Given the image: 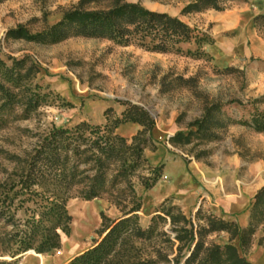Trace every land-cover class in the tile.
I'll use <instances>...</instances> for the list:
<instances>
[{"label": "trees", "instance_id": "1", "mask_svg": "<svg viewBox=\"0 0 264 264\" xmlns=\"http://www.w3.org/2000/svg\"><path fill=\"white\" fill-rule=\"evenodd\" d=\"M6 1L0 0V4ZM248 2L196 0L182 14L220 13L233 4ZM62 14L59 22L41 32L31 34L18 26L9 30L6 38L49 45L85 38L149 53L211 59L204 48L212 46L214 40L207 33L177 17L150 12L138 3L80 0ZM253 23L257 30L264 28V17L257 16ZM39 73L28 57L0 58V131L12 121L29 120L40 108L58 103L48 87L35 82ZM118 103L123 109L119 113L106 109L103 124L82 121L71 127L51 125L35 136L33 149L21 157L9 156L13 168L3 170L5 178L0 179V257L11 261L0 264H17L27 252L42 256L59 251L61 237H68L71 231L73 218L67 204L73 198L85 202L105 199L122 216L112 220L102 215L98 240L70 264H251L246 255L258 228L264 225V187L253 198L245 228L213 216L202 206L193 218H187L179 207L167 206L169 199L156 208L146 227L140 225L143 203L135 182L147 193L163 177L164 164L151 167L145 157V152L157 149L153 140L155 120L142 107ZM232 104L241 105L233 100L206 102L200 117L186 126V132L170 137L168 143L179 149L206 147L219 141L233 125L264 133V111L254 108L248 120H236L223 111ZM128 123L141 129L130 138L118 135L117 129ZM208 154L203 151L195 160ZM221 234L229 237L226 244L211 239Z\"/></svg>", "mask_w": 264, "mask_h": 264}, {"label": "rangeland", "instance_id": "2", "mask_svg": "<svg viewBox=\"0 0 264 264\" xmlns=\"http://www.w3.org/2000/svg\"><path fill=\"white\" fill-rule=\"evenodd\" d=\"M79 1L8 0L0 4V58L6 61L9 57L18 60L28 57L40 69L35 82L48 87L59 99L55 106L42 107L31 119L12 121L0 131V179L5 178L1 173L3 170L10 172L13 168L9 156L21 157L33 149L35 136L51 125L71 127L82 121L103 124L104 111L112 108L115 113H119L123 107L118 102H123L142 107L160 129V134L153 136L156 151L145 152L151 167L164 164L167 156L181 157L187 164L190 160H195V155L208 151L210 154L195 162L206 165L217 174L211 176L215 187L211 189L214 195L211 198L212 204L222 194L220 184L230 182L232 192H238L239 186L247 187V212L250 213L255 194L264 187V133L233 125L222 134L219 141L206 147L189 146L179 149L168 143L170 137L179 131L186 132V126L200 117L206 102H240V106L232 104L223 110L236 120H248L254 108L264 111V84L251 82V78L243 70L252 60L231 67L223 65V42L236 36L234 31L224 25V16L229 14L227 10L183 15L182 10L196 0H125L127 3H138L150 12L177 17L184 24L207 33L214 40L212 46L204 48L211 56L209 60L149 53L133 46L120 47L104 40L72 38L49 45L28 44L22 40L6 38L7 32L18 26L25 27L31 34L41 32L47 26L59 22L62 12ZM243 5L234 4L230 9ZM248 5L257 7L255 4ZM259 35L264 36V28L259 29ZM190 48L194 49V46L191 45ZM179 78L191 79L192 82L184 84ZM47 79H58L62 83L46 84ZM65 103L70 106H65ZM169 174V170H164V177L152 189L146 201L157 198L168 189L165 179ZM135 190L138 196H142L143 203L146 192L137 181ZM169 200L167 206L179 207L183 212L176 199ZM69 201L67 209L73 218L70 234L68 237H61L59 251L42 255L44 257H63L67 260L92 248L93 242L98 240L102 215L112 220L122 216L114 206L113 209L97 213L99 203L89 205L78 198ZM151 207L149 202L144 207V212L140 211L138 215L142 227L149 223L150 219H146ZM205 210L215 215L211 209ZM221 212L224 214L222 209ZM194 214L190 212L184 215L193 218ZM164 229L168 230V226ZM211 239L219 245H223L225 241L222 235ZM76 247H81V251L76 253ZM257 250H264V225L255 234L253 245L246 255L248 261L258 260L253 256ZM27 253L17 264H23ZM3 261L11 260L0 257V262Z\"/></svg>", "mask_w": 264, "mask_h": 264}, {"label": "crops", "instance_id": "3", "mask_svg": "<svg viewBox=\"0 0 264 264\" xmlns=\"http://www.w3.org/2000/svg\"><path fill=\"white\" fill-rule=\"evenodd\" d=\"M248 3L255 4L257 7L253 5L249 6ZM248 3L239 8L227 10L229 14H225L224 16L225 27L234 31L236 36L229 40L226 39V41L223 42L224 50L221 59L225 67H231L240 62L245 63L247 60H252L253 64L250 63L245 66L243 70L247 73L248 77L251 78V82H255V84H264V36L259 35V30L255 28L253 23V20L257 16L264 17V0H249ZM45 83L61 84L62 82L60 83L58 79H47ZM140 129L139 126L128 123L121 125L116 133L122 137L130 138L136 135ZM159 134L160 129L155 127L153 136H158ZM164 168L165 172L166 170L170 171V176L165 179L168 184V189L157 198H151L148 201H146V198L152 189L143 197L144 204H142L141 212H144V207L149 202L152 205L146 221L155 214L156 208L162 202L166 199L173 198L177 200V204H179L185 215L190 214V212L195 213L196 210L202 206L204 209H211L215 215L224 220L235 221L241 228L247 226L249 221V213L247 212V187L243 188L239 186L238 192H232L229 188L232 186L230 182L220 184L222 194L218 196L215 204H212L211 198L214 195L211 189L215 187L211 176H214L216 173L210 170L206 165L195 162V160H190L189 163L185 164L181 157L167 156L164 160ZM215 176H217V174ZM161 179L159 181H161ZM96 203H99L100 207L97 213H101L105 209H113V206L104 199L85 202V204L89 205H94ZM221 209L224 214H222ZM221 235L223 240H225L223 244H226L229 241L228 236L225 234ZM79 250L81 251V247H76L74 249L76 253ZM255 252L253 256L254 258H258V260L256 262H249L251 264H264V250H257ZM81 253L82 252L79 254ZM79 254H75L67 260L63 257H37L34 254H27L23 264H69L72 258Z\"/></svg>", "mask_w": 264, "mask_h": 264}]
</instances>
